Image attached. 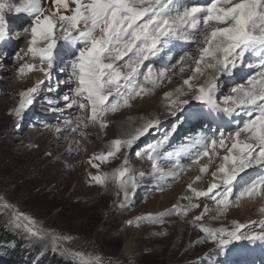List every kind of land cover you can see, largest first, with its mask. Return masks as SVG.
Masks as SVG:
<instances>
[{
  "label": "snow or ice",
  "instance_id": "6c2138e0",
  "mask_svg": "<svg viewBox=\"0 0 264 264\" xmlns=\"http://www.w3.org/2000/svg\"><path fill=\"white\" fill-rule=\"evenodd\" d=\"M6 12L28 18L20 30L26 47L12 56L15 62L23 61L16 72L20 79L39 72L52 81L60 52L66 50L64 75L55 84L48 83L46 90L60 93L65 85L67 91L43 98L53 113L73 110L63 117V126L45 123L58 135L87 137L90 126L104 131L110 126L109 115L131 109L179 79L178 87L164 93L165 107L174 117L182 112L180 119L201 131L179 148L167 150L165 145L180 123L176 121L157 143L132 153L137 142L159 125L158 119L141 118L143 123L132 132L111 140L105 151L87 161L97 170L89 173L90 186L115 185L121 209L130 207L146 176L162 192L194 166L198 170L187 194L180 197L187 203L178 201L165 211L137 216L126 221L128 227L139 228L142 223L163 227L170 217H188L205 200L211 205L205 203L190 223L217 246L218 254L235 242H264V221L259 222V231L253 227L257 221L234 222L231 229L203 223L210 211L217 213L215 221L243 202H264V0H12L0 2V42L9 38ZM241 66L255 71L234 84L231 94L218 95L221 77H233ZM44 83L40 80L19 93L9 112L16 127ZM190 104L201 107L185 111ZM128 120L135 123L132 117ZM72 143L79 146L80 141ZM77 150L70 147L69 152ZM129 154L149 161V169H134ZM121 155L119 167L101 171L102 164ZM205 177H210L208 185L200 187ZM0 210L8 215L9 226L49 244L52 252L67 256L71 264H113L102 254L64 247L70 236L38 227L3 195ZM259 211L264 214V205Z\"/></svg>",
  "mask_w": 264,
  "mask_h": 264
},
{
  "label": "rangeland",
  "instance_id": "374dc122",
  "mask_svg": "<svg viewBox=\"0 0 264 264\" xmlns=\"http://www.w3.org/2000/svg\"><path fill=\"white\" fill-rule=\"evenodd\" d=\"M0 2L10 3L12 0ZM6 19L9 38L0 45V195L32 217L38 227L70 236L71 240L65 241L64 247L102 254L111 259L113 264H264V242H235L226 253L218 254L217 246L192 226V218L200 214L205 203L211 205V201L200 200L201 208L193 210L186 218L170 217L163 227L147 223H142L139 228L126 225V221L137 216L154 213L158 206L160 211H165L180 201V197L187 194L188 183L199 174L195 166L162 192L156 191V182L146 176L130 207L124 209L117 206L120 198L115 185L110 184L106 189L98 185L90 186L89 173L95 174L97 170L87 163L88 159L94 153L105 151V145L111 140L125 135L122 131L124 127H129L132 132L143 123L141 118L158 119L159 125L137 142L132 153L143 150L148 144L157 143L176 121L180 123L176 133L170 136L165 145L167 150L179 148L199 132L197 128L194 131V125L187 120L180 119L182 112L174 117L168 114L165 107L164 93L179 86L178 78L172 84L157 89L150 98L137 101L131 109L109 115L106 119L110 126L104 131L90 126L86 129L87 137L71 133L58 135L53 129L45 128V123L63 126V117L73 110L65 109L63 114L53 113L48 110L43 98H55L67 91L65 85L60 86V93H48L46 89L48 83L55 84L57 77L64 75L63 66L69 58L66 52L61 53L62 56L58 57L52 70L54 75L50 82L39 72L20 79L16 72L23 61L15 62L12 56L20 47H26V39L20 30L28 18L23 14L6 12ZM17 36L21 39L14 40ZM239 68H243L239 73L249 70L243 66ZM176 71L178 73V68ZM187 75V72L184 73L185 78ZM225 78L221 77L219 84L223 95H229L233 85L227 86ZM40 80L45 83L39 85L41 91L36 102L25 111L19 127H16V119L9 112L16 107L19 93L37 86ZM145 106L149 108L145 109ZM192 107L201 106L190 104L185 111ZM129 116L134 118V124H129ZM73 139L80 141L79 146L72 143ZM70 147H78L79 150L70 153ZM49 152L51 155L47 154ZM122 159L121 155L111 163L102 164L101 171L119 167ZM129 159L134 169L147 170L150 167L149 161L141 160L134 154H129ZM183 162L187 163V158ZM209 180L210 177H205L199 186L206 188ZM162 194L166 195V199L161 198ZM252 204L256 208L248 209L247 215L239 212L241 205L231 208L226 215L215 221L213 217L217 213L210 211L203 223L231 229L234 222L251 224L257 221L253 227L259 231V222L264 221V214L260 213L259 208L264 202ZM8 218L0 210V235H3L0 240V264L11 260L13 263L28 260L29 264H40L42 261L45 264H71L67 256L52 252L49 244L28 238L23 231L9 226ZM164 231L167 235H156ZM128 241L132 242L133 251L124 254Z\"/></svg>",
  "mask_w": 264,
  "mask_h": 264
},
{
  "label": "bare ground",
  "instance_id": "6f19581e",
  "mask_svg": "<svg viewBox=\"0 0 264 264\" xmlns=\"http://www.w3.org/2000/svg\"><path fill=\"white\" fill-rule=\"evenodd\" d=\"M189 2H204V0H189ZM14 40H18V39H21V38H18V36H17V38L15 37V38H13ZM1 43L2 42H0V45H1ZM63 52H66V50H62L61 52H60V56H62V54L61 53H63ZM64 54V53H63ZM60 56H59V58H60ZM62 59V58H61ZM243 70V68L241 69V68H239V69H237V71H236V75H234L233 77H226L225 78V80H226V84H227V86H231V85H234V84H236V83H238L239 82V80H241V78H243L244 77V74H245V76L249 73V72H252V71H255V69L253 68V69H249V70H245V72H243V73H239L240 71H242ZM170 75H171V73H170ZM224 80V79H223ZM218 95H223V92L221 91V87H220V90H219V93H218ZM144 106H142L141 108H143ZM149 107L148 106H145V109H148ZM130 117V116H129ZM127 119V118H126ZM130 124V123H129ZM126 125H128L127 124V122H126ZM191 125H193L192 123H191ZM129 126V125H128ZM123 127V126H122ZM134 127V126H133ZM132 127V128H133ZM193 127V126H192ZM98 128V127H97ZM129 127H124L123 128V132H124V134H126V133H130V128L128 129ZM99 129V128H98ZM122 129V128H121ZM198 129V131H201V129H199V128H197ZM192 130V129H191ZM122 136H123V134H122ZM179 144V143H178ZM179 146V145H178ZM186 177V176H185ZM161 198H164V199H166V195H164V194H162V196H161ZM180 200V199H179ZM257 204V203H256ZM244 206H246V207H244ZM241 210L239 211V212H244V214L245 215H247L246 214V211L248 210V209H250V208H252V210H254L255 208H256V205H254V204H244V205H242L241 206ZM157 212H160V206H158V209H156V211L154 212V213H157ZM240 213V214H241ZM133 251V245H132V242L131 241H128L127 243H126V245H125V247H124V254H129V253H131ZM256 256V255H255ZM263 256V255H262ZM258 257H260V256H258ZM256 259V258H255Z\"/></svg>",
  "mask_w": 264,
  "mask_h": 264
},
{
  "label": "trees",
  "instance_id": "16d2710c",
  "mask_svg": "<svg viewBox=\"0 0 264 264\" xmlns=\"http://www.w3.org/2000/svg\"><path fill=\"white\" fill-rule=\"evenodd\" d=\"M3 235H0V240L2 239ZM8 238H6L5 240H7ZM29 261H23V262H16V263H13V260H11L10 262L7 261V262H4L3 264H29L28 263ZM40 264H45V262H41ZM64 264H67V263H64Z\"/></svg>",
  "mask_w": 264,
  "mask_h": 264
}]
</instances>
